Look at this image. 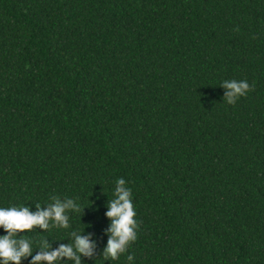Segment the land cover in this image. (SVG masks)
<instances>
[{
    "label": "trees",
    "instance_id": "1",
    "mask_svg": "<svg viewBox=\"0 0 264 264\" xmlns=\"http://www.w3.org/2000/svg\"><path fill=\"white\" fill-rule=\"evenodd\" d=\"M121 177L138 229L113 261ZM69 199L22 264L73 231L81 264H264V0H0V207Z\"/></svg>",
    "mask_w": 264,
    "mask_h": 264
},
{
    "label": "clouds",
    "instance_id": "2",
    "mask_svg": "<svg viewBox=\"0 0 264 264\" xmlns=\"http://www.w3.org/2000/svg\"><path fill=\"white\" fill-rule=\"evenodd\" d=\"M220 86L227 89L225 99L229 104H235L241 97L250 91L249 83L245 81H224ZM116 188L113 198L108 204L107 217L111 220L108 230L110 239L104 250L105 259L118 260L122 253H125L131 242L137 239L138 223L135 219L137 213L133 203V193L127 187L126 180L121 177L115 182ZM38 211L32 212L30 207H0V228L5 230L0 235V264H22V260L32 255L33 241L22 238L18 234L31 231L35 227L48 230L52 227L67 229L69 227V216L67 209L79 211V206L72 200L67 203L57 200L49 208L43 209L39 205ZM74 244L61 245L57 250H51L46 240H42L38 247L42 249L33 259L32 264H56L63 257L75 260V264H81V256H91L94 244L90 238L77 234L73 231ZM129 264H132L134 257L127 256Z\"/></svg>",
    "mask_w": 264,
    "mask_h": 264
}]
</instances>
